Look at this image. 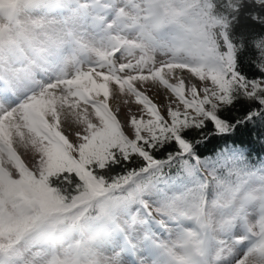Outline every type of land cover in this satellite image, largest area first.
I'll return each instance as SVG.
<instances>
[{
  "label": "rangeland",
  "instance_id": "1",
  "mask_svg": "<svg viewBox=\"0 0 264 264\" xmlns=\"http://www.w3.org/2000/svg\"><path fill=\"white\" fill-rule=\"evenodd\" d=\"M186 5L179 0H0L1 66L29 58L36 49L51 52L46 28L59 25L74 44L72 62L113 85L104 100L84 101L69 125L28 114L0 121V210L18 215L7 191L23 185L22 171L30 174L58 149L75 157L111 121L134 140L152 132L157 112L169 122L175 113L197 122L201 110L227 102L223 83L230 53L213 50ZM26 96L16 102L27 103ZM102 105L111 117L103 118ZM248 178L217 198L207 194L213 199L203 218L195 215L198 209L177 204L172 209L161 204L164 216H159L144 204L120 214L117 227L99 235L56 243L44 232L30 234L13 246L11 258L0 251V264H264V173ZM8 240L13 237L0 235L1 244Z\"/></svg>",
  "mask_w": 264,
  "mask_h": 264
},
{
  "label": "trees",
  "instance_id": "2",
  "mask_svg": "<svg viewBox=\"0 0 264 264\" xmlns=\"http://www.w3.org/2000/svg\"><path fill=\"white\" fill-rule=\"evenodd\" d=\"M185 1L213 50L230 53L227 102L201 110L197 122L179 113L169 122L157 112L152 132L134 140L111 121L75 157L58 149L22 171L23 185L7 191L18 215L0 210V235L13 237L0 243L8 259L30 234L52 230L56 242L99 235L144 204L159 216L161 204H177L203 218L208 201L264 173V0Z\"/></svg>",
  "mask_w": 264,
  "mask_h": 264
},
{
  "label": "bare ground",
  "instance_id": "3",
  "mask_svg": "<svg viewBox=\"0 0 264 264\" xmlns=\"http://www.w3.org/2000/svg\"><path fill=\"white\" fill-rule=\"evenodd\" d=\"M46 32L49 34L48 42L51 52H48L47 49L43 51L42 60L38 56L26 57L24 60L26 69L22 68L23 66L19 67V64L16 63L6 62L4 65H0L1 77L8 83L9 90L11 89L15 98L29 95L26 96L27 103L10 109L0 107V121L4 124L28 114L32 118L39 115L50 122L56 117L59 119L58 122L69 125L73 117L81 114L84 101L88 99L102 101L106 95L113 93V85L110 81H104L101 76L90 75L78 65L73 68L71 78L55 77L54 73L57 71V67L55 62L52 67L49 66L50 61L56 52H60L61 44L67 47L71 38L69 32L59 25L48 26ZM73 56L70 53L66 54L63 60L69 62ZM17 61L20 62V65L23 64L21 60ZM69 83L73 84L71 85L72 91L67 90ZM63 87L67 91L61 92ZM33 91L37 92L32 93ZM106 91L110 93H106Z\"/></svg>",
  "mask_w": 264,
  "mask_h": 264
}]
</instances>
